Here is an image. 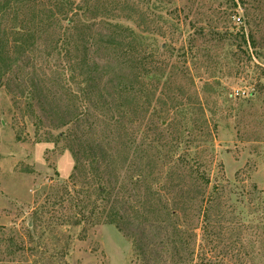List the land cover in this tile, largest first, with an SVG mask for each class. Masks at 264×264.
Here are the masks:
<instances>
[{
	"label": "rangeland",
	"instance_id": "obj_1",
	"mask_svg": "<svg viewBox=\"0 0 264 264\" xmlns=\"http://www.w3.org/2000/svg\"><path fill=\"white\" fill-rule=\"evenodd\" d=\"M24 6L0 0V36L7 32L12 40L19 19L30 21L22 17ZM71 6L67 17L75 26L50 20L0 73V264H264V0H75ZM42 10L39 21L47 15ZM109 22L132 30L139 53L163 70L158 82L135 79L133 62L114 50L97 54L121 67L130 85L122 95L128 117L118 132L132 136L128 152L141 159L119 155L118 181L137 174V161L154 172L145 183L124 181L123 210L130 216L122 231L103 223L99 212L96 185L99 177L108 180L106 169L69 178L72 145L62 133L78 127L54 126L59 113L49 119L48 91L28 94L32 73L42 85L53 83L70 112L80 106L79 61L92 34ZM56 38L64 44L53 46ZM70 65L75 77L65 90L57 79ZM118 80L101 90L106 116ZM160 118L169 126H159ZM177 164L198 166L208 183L188 174L172 178ZM172 209L173 219L166 217Z\"/></svg>",
	"mask_w": 264,
	"mask_h": 264
},
{
	"label": "trees",
	"instance_id": "obj_2",
	"mask_svg": "<svg viewBox=\"0 0 264 264\" xmlns=\"http://www.w3.org/2000/svg\"><path fill=\"white\" fill-rule=\"evenodd\" d=\"M18 1L21 6L25 4L22 17L26 14L27 16L30 15V21L27 22L23 18L19 19L20 23L17 25V28L11 30L14 35L12 40L7 39V32H3L0 36V41L2 43V47H0V61L3 62V65H0V73H7L13 61V57L16 55H24L28 46L35 44L36 35L42 31V28L45 29L50 25L48 24L50 20L53 19V22L56 24L59 20L66 19L70 22V26L67 27L76 25L73 23V20L67 17V14L73 10L71 4L74 3L75 0ZM77 6L78 4H76V8L78 9ZM39 8H42L47 13L44 19L40 21L38 20L39 14H36ZM19 9L21 8H17L15 18L18 16ZM44 22L47 23V25L41 26V23L43 24ZM93 25H90V27ZM61 39L56 38L53 40V46H56V44H64V40ZM89 40L88 47H85V52L79 61V64L82 65V70H80L81 72L78 75L82 78V83L84 85V96H82V98L85 97L80 102V106H75L73 111L70 112L71 104L68 102L64 103L61 99H58L59 94L56 93L55 90H51L53 83L49 82L50 79L46 78L45 75L41 77L45 80L48 79L50 85H47L48 83L46 82L42 85L39 77H34L32 73L30 74L31 76L28 78L30 80L28 94L34 95L38 92L42 95L44 91H48L43 97H46L44 103L48 108L47 113L50 114L49 119L55 117V113H59L56 115L58 116V123L54 126L56 128L71 125H76L78 127L76 131L69 128L68 133H62L65 139L71 141L72 145L70 146V151L74 159V165L69 178L76 181L77 178L82 176H88V178H90L91 176L100 175L97 173L94 174V171H97L98 167L103 166V168L106 169L108 180L105 181L103 177H99L97 180L96 195L102 202V210L99 209V212L104 218V221H102L103 223L112 224L122 231L125 226V221L129 220L130 216V214H127L123 210L126 201L123 197L124 189L122 191L124 181L127 183L130 182L133 185H137L141 180L145 183L147 176L152 177L154 172L149 170L145 173L144 167L137 161L134 165V170L137 171V174H126L122 177L120 183L118 181V173L116 174L117 170L115 167L119 155L124 157L123 160L126 158L141 159L140 155L135 153L134 150L131 151V154L128 152L134 143L132 136L131 138H124L126 133L118 132L119 129H123L124 122L128 117L127 112H129V108L123 101L125 97L123 98L122 95L127 94L130 85L128 86L124 83L126 77L121 67L116 68L110 57L101 58L97 54L102 48L114 50L118 57L125 58L126 62H133V70L131 72L133 74L132 77L135 79H144L150 76L149 79L151 81L155 79L154 81L158 82L163 75V70L156 65V61L151 58V56L147 57L139 53V43L135 33L118 23L109 22L106 25L103 24L92 34ZM90 50L91 54L87 52ZM112 65H114L115 68H113ZM75 69L76 67L74 65H70L61 73V75L63 74V78L60 75L58 76L57 82L61 80L65 81V83L62 84L65 90H69L68 85L70 80H73V77H75L72 73ZM155 74L156 76H154ZM116 78L119 79L118 83L114 86L116 93L112 96L109 103L111 107H106L108 111H112V114L106 116V105L105 101L101 99V90L103 88L105 91L108 86H113L111 84ZM91 93L97 95V102L90 98ZM111 95L112 94H110V96ZM30 106H32V101ZM89 107L96 108L94 111L97 113H88ZM168 109H172V102L168 106ZM168 122L167 119L160 118L159 126L161 125V127L166 128L169 126ZM60 137L61 135L58 136V138ZM113 161L114 166L111 164ZM181 166L177 164L172 167V178L173 176L184 178V176L188 174L196 177V180L201 184L208 183V179L199 171L198 166L193 167L191 165L185 170L182 169ZM129 168H131V166H129ZM115 183L118 184L117 187H114ZM109 186L110 188L107 189ZM147 190L149 191L150 188L147 187ZM155 212V209L150 210L152 216L155 215ZM146 213H144V215H147ZM166 215V217H172L173 219V217L177 216L176 209L167 211Z\"/></svg>",
	"mask_w": 264,
	"mask_h": 264
}]
</instances>
